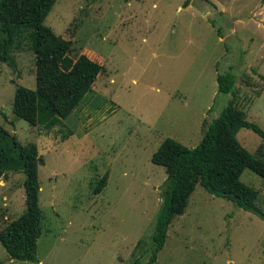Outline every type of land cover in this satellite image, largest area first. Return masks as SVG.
<instances>
[{
  "label": "rangeland",
  "instance_id": "374dc122",
  "mask_svg": "<svg viewBox=\"0 0 264 264\" xmlns=\"http://www.w3.org/2000/svg\"><path fill=\"white\" fill-rule=\"evenodd\" d=\"M211 1L217 6L57 0L45 23L73 40L72 57L84 53L103 65L94 91L64 125L33 126L14 115L13 101L24 85L64 107L78 87L69 75L30 47L14 51L18 71L0 65V134L36 146L45 159L40 261L10 259L0 242L4 264H135L145 257L167 178L152 155L166 137L200 143L204 121L232 97L219 92V72L236 75L239 107L264 130V0ZM238 139L264 159L260 134L241 128ZM25 178L19 171L0 179V229L26 208ZM241 178L259 191L264 209V176L247 169ZM155 264H264V218L198 185Z\"/></svg>",
  "mask_w": 264,
  "mask_h": 264
},
{
  "label": "trees",
  "instance_id": "16d2710c",
  "mask_svg": "<svg viewBox=\"0 0 264 264\" xmlns=\"http://www.w3.org/2000/svg\"><path fill=\"white\" fill-rule=\"evenodd\" d=\"M213 7L211 0H204ZM57 0H0V65L7 63L14 71L19 64L14 51L30 47L47 65L70 76L78 87L63 107L49 94L24 85L16 88L13 113L33 126L64 125L79 107L94 84L103 65L82 53L71 56L73 40L58 35L45 20ZM192 0H183L187 7ZM223 14V12H220ZM216 26L215 20H212ZM217 32L223 36L221 27ZM219 92L232 94L223 110L204 121V136L195 147H189L173 137H166L152 155V162L166 169L162 185L163 202L156 219L155 230L147 255L135 264H155L165 247L171 223L185 212L198 185L212 195L234 202L238 207L264 218V209L257 204L259 191L242 180L245 170L264 176V159L248 150L238 139L241 128H249L264 138V130L248 119L247 112L236 101V75L219 72ZM67 134L64 135V139ZM45 159L36 146L15 143L0 134V179L8 172L25 173L26 208L16 219L0 229V242L10 259L38 263V241L43 234V213L40 206L41 185L39 166ZM108 175L99 181L96 191L106 184ZM0 264H4L0 259Z\"/></svg>",
  "mask_w": 264,
  "mask_h": 264
}]
</instances>
